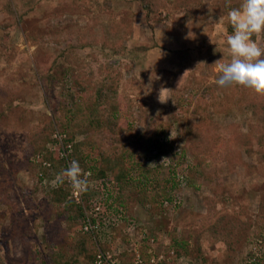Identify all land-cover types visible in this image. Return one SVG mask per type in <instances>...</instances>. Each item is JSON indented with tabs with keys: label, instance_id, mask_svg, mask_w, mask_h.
<instances>
[{
	"label": "rangeland",
	"instance_id": "374dc122",
	"mask_svg": "<svg viewBox=\"0 0 264 264\" xmlns=\"http://www.w3.org/2000/svg\"><path fill=\"white\" fill-rule=\"evenodd\" d=\"M27 1L0 0V26L13 24L10 48L0 50V110L9 112V102L14 106L0 122L4 264H39L29 257L34 249L45 250L52 242L68 248L77 230V222L60 218L44 201L46 192L60 183L59 171L47 168L40 182L31 170L33 153L25 154L44 112L53 116L45 86L28 77V66L39 62L47 69L55 59L59 81L51 92L52 106L78 101L77 85L93 86L105 78L102 103L122 127L114 133L79 126L69 151V159L88 170L73 146L87 137L103 152L97 162L110 174L117 167L131 168L132 176L123 181L124 212L114 221L115 236L111 234L116 248H126L130 239L125 229L134 224L141 236L136 243L145 258L155 256L154 264H264V94L215 83L219 63L231 58L226 43L229 9L243 0H96L110 3L99 11L96 6L39 0L15 22L7 4L24 13ZM146 1L157 4L150 19ZM70 43L66 62L62 52H69ZM124 46L123 53L113 52ZM110 70L114 73L107 74ZM53 139L54 133L39 153L59 152ZM150 166L149 184L164 180V192L142 183L140 171ZM15 170L17 178L36 189L29 200L16 183ZM89 173V181L97 180ZM131 177H137L136 184ZM92 186L81 202L85 214L99 205L96 194L92 199L97 201L89 198ZM213 224L218 236L211 233ZM80 263L87 261L82 257Z\"/></svg>",
	"mask_w": 264,
	"mask_h": 264
},
{
	"label": "trees",
	"instance_id": "16d2710c",
	"mask_svg": "<svg viewBox=\"0 0 264 264\" xmlns=\"http://www.w3.org/2000/svg\"><path fill=\"white\" fill-rule=\"evenodd\" d=\"M58 1L60 3L67 2L71 6H74L75 4H77L78 6L82 5L83 7H86L88 9L93 8L97 10L96 8H99L98 11L101 9L104 10V8L109 6L110 4V0L105 1L103 5L98 3V1L96 0V3H98L96 5H94L95 1L93 0ZM36 3H40V1L28 0L26 3L27 8L24 13L15 12V8L10 3L7 4L6 10L11 14L14 21L18 23L23 18V16H25V14L30 12L35 7ZM144 6L147 10V16L150 19V15L153 11L156 10L157 4L152 1H146ZM12 26L13 24L9 22L0 26L1 51H6V49L10 48V32L12 30ZM232 30L233 29L231 26V32ZM72 45L73 43L67 45L66 49H69V52H62V56H67V58L65 59L66 62H70L68 57L71 56L70 53L71 48L73 47ZM123 49H127V46H124L121 49L115 47L113 49V52L119 53ZM55 60L50 63V66L47 69L41 66V63L39 64V62L36 63L35 66L31 64L28 66V77H30L31 79L35 78V83H41L43 87L45 86L44 99L45 102L51 106L53 112L52 117H49L48 114L44 112L45 118H43V123L41 127L37 128L31 134L29 139V147H27V149L25 148V154H29L30 152L33 153V163L31 162V170L33 176L40 182H44L45 174H43V172L45 173L47 168L48 170L50 169V167L52 169H57L59 173H61L64 169L70 166L71 162L69 161L71 160L69 159V154L61 153L62 145H60L59 143L60 137H63V143L67 147V145H71L72 140L75 139V136L78 131L77 128L79 126L82 128H88L89 126V128H91V130L93 131L98 128L101 130L111 129L114 133H119L122 128L120 122H118L119 119H116L115 117L113 118L111 112H108L109 114H107V109H105L102 103L104 101L102 99V94L106 86L105 78L99 77L98 79H96L93 86L90 84H81L80 87L79 85H77V88L74 87L76 90V95L79 93L81 94V97L78 101H75L74 99L70 104L68 103V101L67 103L61 101L57 107L52 106L51 92L53 90L54 84L59 81L58 75L55 71ZM111 72L114 73V70H110L107 74H111ZM8 108L9 112L7 110H0V122L6 120L8 115L13 113V103L9 102ZM115 116L118 115L115 114ZM251 131L252 128L249 132L246 133V143H250ZM53 133L55 135V139H53L52 144H57L58 142L59 152L57 151L53 154L48 151H46L47 153H39L44 150L46 144L50 142L49 140H51V135ZM119 140H122V138H120ZM73 146H75L76 148L74 152L76 158L82 161H86L88 165V171L92 172V177L100 181V188L93 189L94 192H91L89 198H91V200L93 201H97L92 199L94 196L92 194H96L97 198L100 199L97 201V203L103 205L104 207L103 216L99 218L93 217V222L96 223L97 221H99L101 226L99 229H94L93 231H87L84 229V225L86 222V214L83 208V204L71 198L70 186L66 178L63 180V182L60 181L59 184L57 181V185H55L46 192L44 201L52 204L55 207L56 214L60 218H65L69 219L70 221L73 220V222H77L75 226L74 224H72V226L77 227V230L74 232L73 242L68 248H60L56 244H54V242H52L51 245L45 250L38 251L34 249V253H32L34 257H32V254H29V257L33 260L38 261L39 264H82L80 263L82 257L86 259V264H91L97 258L98 245L101 246L103 249H109L111 247L109 237L110 233L113 230L115 231L116 229L114 221L118 216L123 215L124 212V204L122 198L124 197L123 195L125 193L126 188L125 184H123V181L127 180L129 175H131V168L128 167L126 169L119 170V168L117 167L114 169L113 174H110L106 166H100V161L97 162V157L99 155L101 156L103 152L100 150L99 153L97 152L94 142L90 138L85 137ZM34 154L37 155L35 156ZM155 156L157 158L159 157V154H156ZM48 159L51 161L49 165H47ZM102 159H104V156H102ZM119 165L123 166V162H120ZM152 171H154V168H152L151 166L145 167L143 170L140 171V175H142L143 178L142 183L145 184L146 187L149 184L148 175ZM14 174L16 183L19 186L21 193L23 194L24 198L29 200L30 198H32V195L34 194L36 189L27 187L23 181L17 178L16 170L14 171ZM135 178L137 177H131V181L132 183L136 184ZM149 185L153 192H164L163 190H165L164 188H166L167 184L164 182V180L163 182L157 180L150 183ZM86 194H88V191L86 192ZM234 225L236 224H233V226ZM125 227L126 225L123 224L122 229H125ZM217 227V224H213L210 227L211 233L215 236H218ZM231 231L233 230L230 229L228 234H231ZM230 244L231 247H234L232 243ZM181 245L183 244L181 243ZM180 254L181 251H178L177 255L179 256ZM127 255H129L127 254V251L121 254L122 258H125ZM0 264H4V261L1 256Z\"/></svg>",
	"mask_w": 264,
	"mask_h": 264
},
{
	"label": "clouds",
	"instance_id": "9594fccd",
	"mask_svg": "<svg viewBox=\"0 0 264 264\" xmlns=\"http://www.w3.org/2000/svg\"><path fill=\"white\" fill-rule=\"evenodd\" d=\"M228 21L233 29L226 36L231 58L228 63H219L220 76L215 83L220 88L241 86L264 94V0H243L239 7L229 9ZM88 175L74 159L57 179L63 182L67 178L74 191L85 192Z\"/></svg>",
	"mask_w": 264,
	"mask_h": 264
},
{
	"label": "built area",
	"instance_id": "2783aa9c",
	"mask_svg": "<svg viewBox=\"0 0 264 264\" xmlns=\"http://www.w3.org/2000/svg\"><path fill=\"white\" fill-rule=\"evenodd\" d=\"M63 137H60V145L62 150L61 153L64 154H69V151L71 150V145L68 144L67 147L66 145L63 143ZM71 162V161H69ZM84 173L86 174H90L88 170L84 171ZM89 178V175H88ZM95 181V183H94ZM94 181H89V185H88V189L89 186H92L94 189L98 188L100 186V181L94 180ZM87 189V190H88ZM87 191L85 192H77L72 190V196L75 197V199L78 202H84V197ZM101 212H103V210L101 209L100 204L99 205H95V209L91 210L90 213L86 212V222H85V226L84 229L89 231H93L94 229H99L100 228V222L97 221L96 223L93 222V217H98ZM137 229L136 226L134 224H130L129 226L126 227L125 229V234L128 235V238L130 239L129 244L126 246V248L122 249L120 246H118L117 248L115 247V245L112 242V236H115V232L112 231L110 233L113 234L111 237H109V242H111V247L109 249H103L101 246L98 245V254H97V258L95 261H93L91 264H154V262L156 261L155 256L153 257H144L141 249L139 247V244L136 243V236L137 239L141 238V236H139V234H137ZM119 238V237H118ZM127 251V255L125 258H122L121 254L123 252Z\"/></svg>",
	"mask_w": 264,
	"mask_h": 264
}]
</instances>
